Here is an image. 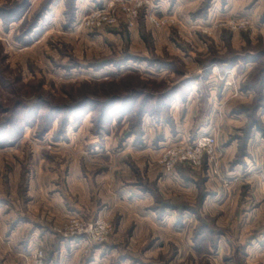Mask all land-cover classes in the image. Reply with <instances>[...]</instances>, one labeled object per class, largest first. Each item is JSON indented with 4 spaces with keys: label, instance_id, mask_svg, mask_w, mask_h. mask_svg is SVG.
Instances as JSON below:
<instances>
[{
    "label": "rangeland",
    "instance_id": "obj_1",
    "mask_svg": "<svg viewBox=\"0 0 264 264\" xmlns=\"http://www.w3.org/2000/svg\"><path fill=\"white\" fill-rule=\"evenodd\" d=\"M23 1L0 0V264H264V0ZM206 135L217 167L168 168Z\"/></svg>",
    "mask_w": 264,
    "mask_h": 264
},
{
    "label": "built area",
    "instance_id": "obj_2",
    "mask_svg": "<svg viewBox=\"0 0 264 264\" xmlns=\"http://www.w3.org/2000/svg\"><path fill=\"white\" fill-rule=\"evenodd\" d=\"M169 161L168 168H173L179 163H188L194 167L201 166L205 160L208 163H214L217 167L219 165V149L216 138L213 135H206L197 138L192 143L175 147L168 153ZM107 225H104L105 228ZM37 264H43L42 254H40Z\"/></svg>",
    "mask_w": 264,
    "mask_h": 264
},
{
    "label": "trees",
    "instance_id": "obj_3",
    "mask_svg": "<svg viewBox=\"0 0 264 264\" xmlns=\"http://www.w3.org/2000/svg\"><path fill=\"white\" fill-rule=\"evenodd\" d=\"M29 0H24L22 3H20L19 5H18V8H15L14 10H12V9H8L7 11L9 12V13H11V12H22L29 4ZM8 13V14H9ZM15 18V17H14ZM37 20V19H36ZM38 22L37 21H35V22H33L30 26H29V28H28V31H27V34H26V38L25 39H30V38H32L33 36H35L36 35V30H37V28H38ZM131 99H132V97H126V98H124V97H114V101H119L121 104H124V103H126L127 104V102H129V101H131ZM113 100H112V102H113ZM105 104H107V102H105ZM35 106H37V105H34L33 107H35ZM102 116L105 118L106 117V119L108 118V114L106 113V112H102ZM106 119H103L101 122H100V124H102L103 122H105L106 121ZM65 123V122H64ZM258 124V123H257ZM260 124V123H259ZM260 129H261V127H259ZM262 130V129H261Z\"/></svg>",
    "mask_w": 264,
    "mask_h": 264
},
{
    "label": "crops",
    "instance_id": "obj_4",
    "mask_svg": "<svg viewBox=\"0 0 264 264\" xmlns=\"http://www.w3.org/2000/svg\"><path fill=\"white\" fill-rule=\"evenodd\" d=\"M0 210H1V209H0ZM22 222H23V220L20 219V221H19L18 223H20V225H22V224H21ZM14 233H16V231H15Z\"/></svg>",
    "mask_w": 264,
    "mask_h": 264
}]
</instances>
